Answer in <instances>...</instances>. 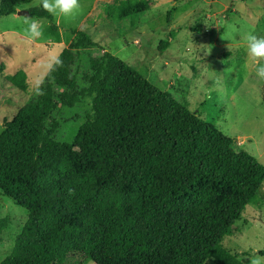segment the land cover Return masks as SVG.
<instances>
[{"label": "trees", "instance_id": "1", "mask_svg": "<svg viewBox=\"0 0 264 264\" xmlns=\"http://www.w3.org/2000/svg\"><path fill=\"white\" fill-rule=\"evenodd\" d=\"M33 1L1 0L0 19ZM153 4L103 2L90 24L145 15ZM29 12L55 18L42 7ZM72 31L43 95L0 133V193L29 212L0 264H67L77 255L96 264H205L210 257L242 264L222 240L260 203L264 165L109 50L90 57L89 86L80 89L72 68L98 43L84 29ZM5 78L29 92L24 70ZM87 96L92 106L74 141L56 140L61 124H49L53 112ZM11 224L0 217V235Z\"/></svg>", "mask_w": 264, "mask_h": 264}, {"label": "rangeland", "instance_id": "2", "mask_svg": "<svg viewBox=\"0 0 264 264\" xmlns=\"http://www.w3.org/2000/svg\"><path fill=\"white\" fill-rule=\"evenodd\" d=\"M113 1L79 0L76 13L54 15V20L19 14L0 19V65L4 66L0 74V133L6 121L38 96L37 87L50 69L49 58L59 56L70 45L73 29H84L98 45L83 50L72 68L80 89L89 86L85 75L91 73L90 57L109 50L160 88L172 90L178 101L235 139L236 150L248 151L264 165V80L255 75L246 49L248 35L264 36V0H155L145 15L91 26L90 17L100 12V4ZM35 7H40V0L23 4L18 11ZM29 20L39 22L41 37H29ZM178 65L181 74L175 79ZM21 70L27 73L29 92L5 78ZM63 90L57 89L58 98ZM91 106L92 98L87 96L75 105L56 109L49 119V124L56 120L61 124L55 139L73 142ZM260 198V203L247 207L231 234L222 240L230 252L241 254L242 264H248L253 255L264 256V185ZM28 214L26 208L0 193V217L12 219L0 235V262L13 252ZM236 263L210 257L205 264ZM67 264L96 263L77 255Z\"/></svg>", "mask_w": 264, "mask_h": 264}, {"label": "clouds", "instance_id": "3", "mask_svg": "<svg viewBox=\"0 0 264 264\" xmlns=\"http://www.w3.org/2000/svg\"><path fill=\"white\" fill-rule=\"evenodd\" d=\"M40 7L49 14L69 17L80 9V3L79 0H40ZM26 23H28L26 32L31 39L42 36V28L37 20H29ZM246 49L254 66L255 75L264 80V36L248 35ZM60 64L62 61L58 56L49 58V68ZM36 94L43 95V90L37 87ZM248 264H264V256L253 255L248 258Z\"/></svg>", "mask_w": 264, "mask_h": 264}, {"label": "crops", "instance_id": "4", "mask_svg": "<svg viewBox=\"0 0 264 264\" xmlns=\"http://www.w3.org/2000/svg\"><path fill=\"white\" fill-rule=\"evenodd\" d=\"M154 4H155V0H154ZM153 4V5H154ZM151 10V9H150ZM149 10V11H150ZM148 13V12H147ZM146 13V14H147ZM126 19V18H125ZM125 19H122V20H125ZM140 21V20H139ZM201 22H203V20L201 19V21L199 22L200 24H201ZM138 32L141 34V29H139L138 30ZM143 40H144V38H143ZM143 40L140 42V43H142L143 42ZM170 41H172V39H169ZM136 42L137 43H139V40H136ZM205 43V42H204ZM190 47H188V49H189ZM210 73H211V75H214V70H213V67L211 68V71H210ZM181 73H180V70H179V65L177 66V69H175V76H173V77H175V79H177V77L176 76H178V75H180ZM148 77V79L150 80V78H149V76H147ZM151 81V80H150ZM155 84V83H154ZM165 89H167L169 92H171L172 94H174L173 92H172V90H170V89H168V88H165Z\"/></svg>", "mask_w": 264, "mask_h": 264}, {"label": "water", "instance_id": "5", "mask_svg": "<svg viewBox=\"0 0 264 264\" xmlns=\"http://www.w3.org/2000/svg\"><path fill=\"white\" fill-rule=\"evenodd\" d=\"M17 14L29 16L30 15V12H29L28 9H23V10L18 11Z\"/></svg>", "mask_w": 264, "mask_h": 264}]
</instances>
